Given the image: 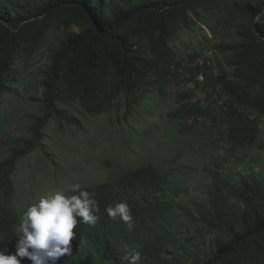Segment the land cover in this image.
<instances>
[{
  "label": "trees",
  "instance_id": "16d2710c",
  "mask_svg": "<svg viewBox=\"0 0 264 264\" xmlns=\"http://www.w3.org/2000/svg\"><path fill=\"white\" fill-rule=\"evenodd\" d=\"M222 3L0 0V97L11 91L16 59H32L54 39L42 81L43 115L33 118L31 137L12 140L3 153L7 156L0 158V251L9 255L16 251L19 218L11 203L19 160L37 149L54 160L43 143L48 123L55 119L79 125L65 107L74 103L99 116L120 106L121 98L131 110L155 84L183 77L193 83V77H186L187 65L197 58L175 62L169 44L179 29L194 24L205 12L216 14ZM231 14L241 30L239 42L217 49L232 53L233 78L228 73L215 77L208 68L202 84L215 90L221 86L220 98L228 97L222 120L235 151L253 144L260 132L258 119L243 107L264 114V0H234ZM193 96L181 93L179 112L213 116L200 103H189ZM211 163L216 168L206 169L211 180L208 204L186 199L184 192L174 195L179 185L171 178L173 167L153 161L112 181L80 187L98 201V219L95 224L78 223L72 254L58 264H128L125 257L136 252L141 256L137 264H264V179L254 171H230L228 157ZM121 201L131 208V230L107 215L106 208ZM21 264L33 262L25 258Z\"/></svg>",
  "mask_w": 264,
  "mask_h": 264
},
{
  "label": "rangeland",
  "instance_id": "374dc122",
  "mask_svg": "<svg viewBox=\"0 0 264 264\" xmlns=\"http://www.w3.org/2000/svg\"><path fill=\"white\" fill-rule=\"evenodd\" d=\"M233 2L223 0L216 14L205 12L194 24L176 32L169 44L175 62L203 58L213 67L215 77L228 73L233 78L232 53L217 49L223 43L239 42L241 30L231 14ZM53 45L51 38L32 59H16L11 91L0 97V158L7 156L3 153L12 140L31 137L33 118L43 115L42 81L51 64ZM203 84L188 83L184 78L155 84L131 110L125 105L127 100L125 103L121 98L120 106L99 116L89 115L79 103L65 106L79 125L55 119L48 123L43 143L54 160L37 149L17 164L13 175L16 194L11 206L19 223L23 212L41 196L55 191L69 195L74 184L91 187L112 181L150 161L164 168L173 167L171 178L179 185L174 195L184 192L186 199L197 204L209 203L211 180L206 169L216 168L211 163L214 159L228 157L230 171H254L264 179V114L249 105L243 107L251 118L258 119L260 132L253 144L233 151L222 120L228 97L220 98L221 86L215 90ZM183 92L192 93L189 103H200L213 116L179 112Z\"/></svg>",
  "mask_w": 264,
  "mask_h": 264
},
{
  "label": "clouds",
  "instance_id": "9594fccd",
  "mask_svg": "<svg viewBox=\"0 0 264 264\" xmlns=\"http://www.w3.org/2000/svg\"><path fill=\"white\" fill-rule=\"evenodd\" d=\"M71 192L74 194L55 191L41 196L23 212L17 227L16 251L10 255L0 251V264H21L25 258L33 264H58L62 257L71 256L74 229L78 223L95 224L99 212L98 201L79 184L72 185ZM106 212L129 230L133 228L134 218L127 202L108 206ZM125 259L128 264H137L141 256L136 252Z\"/></svg>",
  "mask_w": 264,
  "mask_h": 264
},
{
  "label": "bare ground",
  "instance_id": "6f19581e",
  "mask_svg": "<svg viewBox=\"0 0 264 264\" xmlns=\"http://www.w3.org/2000/svg\"><path fill=\"white\" fill-rule=\"evenodd\" d=\"M198 62H200V66H195V63H198ZM188 67H190L189 68L190 72H188V74L186 73L187 74L186 77L187 78L193 77V82L199 83V84H202L206 81V74L209 71L208 68H213L211 66V64L208 63L207 61H205L203 58H199L197 60L192 61L191 63H189L187 65V68ZM183 68H185V67H183ZM181 72H182V70H181ZM183 75L185 76V73ZM183 78H185V77H183Z\"/></svg>",
  "mask_w": 264,
  "mask_h": 264
},
{
  "label": "built area",
  "instance_id": "2783aa9c",
  "mask_svg": "<svg viewBox=\"0 0 264 264\" xmlns=\"http://www.w3.org/2000/svg\"><path fill=\"white\" fill-rule=\"evenodd\" d=\"M195 66H200V62H198V63H195Z\"/></svg>",
  "mask_w": 264,
  "mask_h": 264
}]
</instances>
